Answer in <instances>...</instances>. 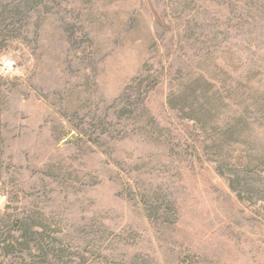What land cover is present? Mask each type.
<instances>
[{"label": "rangeland", "instance_id": "obj_1", "mask_svg": "<svg viewBox=\"0 0 264 264\" xmlns=\"http://www.w3.org/2000/svg\"><path fill=\"white\" fill-rule=\"evenodd\" d=\"M0 30V264L43 263L28 227L68 264H264V0H0ZM198 84L256 136L230 167Z\"/></svg>", "mask_w": 264, "mask_h": 264}, {"label": "trees", "instance_id": "obj_2", "mask_svg": "<svg viewBox=\"0 0 264 264\" xmlns=\"http://www.w3.org/2000/svg\"><path fill=\"white\" fill-rule=\"evenodd\" d=\"M4 17L7 24L9 22L14 23V25H12L13 27L16 25V23L25 18V12L21 8L17 9V11H9L8 9L6 10ZM9 33V31L0 30V44L1 40L4 39ZM201 89L202 87L199 84L189 88L187 90L188 92L183 97L179 98L175 105L180 111L184 113L192 111L191 113L194 121L204 124L205 130L216 132L217 137L221 136V139L216 142L214 150H216L218 155L223 158L224 164L230 167L229 162L233 157L232 154H228L227 151L230 150L233 153L235 146L238 144H243L248 147L251 146V144L246 139H244V141H239V138H245L248 136L254 140L256 136L252 134V127H250L251 125L246 119L242 118L240 123H238L239 125H233V123H227V121H223V119H221L220 115L217 114L215 105L211 104V100L209 103L204 105V101L208 102L209 100L207 95L201 94ZM197 105H199V107H197ZM209 107L212 110H209ZM221 124L224 125V128L221 126ZM251 164L254 167L253 169H255L257 162L254 160V162ZM261 167H264V164ZM235 189H237V187H235ZM3 228H5V226L0 224V248H2V241L7 236ZM46 238V233H42V231L36 232L35 229H30L28 227L23 238V242L18 240V238H15L14 240L18 242L19 246L26 248L29 252H33L32 257L34 260H42L43 263L40 264H68L66 262L65 255H62L61 252H59L57 255V253L54 251L51 252L47 249ZM32 244L39 245L38 248L43 254L41 259L35 256L31 247ZM54 255L56 258L53 262L51 261V258Z\"/></svg>", "mask_w": 264, "mask_h": 264}, {"label": "built area", "instance_id": "obj_3", "mask_svg": "<svg viewBox=\"0 0 264 264\" xmlns=\"http://www.w3.org/2000/svg\"><path fill=\"white\" fill-rule=\"evenodd\" d=\"M12 64L13 66L12 67H9V64ZM16 65L13 63V62H9L8 64H7V69L10 71V72H13V71H16Z\"/></svg>", "mask_w": 264, "mask_h": 264}, {"label": "clouds", "instance_id": "obj_4", "mask_svg": "<svg viewBox=\"0 0 264 264\" xmlns=\"http://www.w3.org/2000/svg\"><path fill=\"white\" fill-rule=\"evenodd\" d=\"M13 65L10 63L9 67H12ZM7 203V200L0 199V208H4Z\"/></svg>", "mask_w": 264, "mask_h": 264}]
</instances>
